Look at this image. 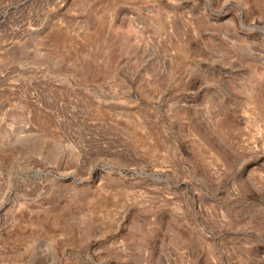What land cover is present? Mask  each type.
Listing matches in <instances>:
<instances>
[{
	"label": "rangeland",
	"instance_id": "rangeland-1",
	"mask_svg": "<svg viewBox=\"0 0 264 264\" xmlns=\"http://www.w3.org/2000/svg\"><path fill=\"white\" fill-rule=\"evenodd\" d=\"M0 264H264V0H0Z\"/></svg>",
	"mask_w": 264,
	"mask_h": 264
}]
</instances>
